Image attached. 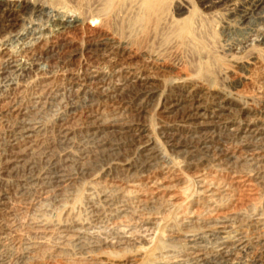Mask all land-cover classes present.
Here are the masks:
<instances>
[{
    "label": "rangeland",
    "instance_id": "obj_1",
    "mask_svg": "<svg viewBox=\"0 0 264 264\" xmlns=\"http://www.w3.org/2000/svg\"><path fill=\"white\" fill-rule=\"evenodd\" d=\"M11 1L0 9L13 54L0 62V264H96L81 257L86 246L103 264H264V141L245 136L249 121L264 126V0H178L185 9L162 16L113 2L111 33L136 57L134 77L114 56L107 67L93 59L103 51L88 14L100 0ZM18 1L39 10L8 28ZM58 6L88 23L21 50L11 37ZM187 20L179 35L173 25ZM183 80L195 91L173 85ZM209 93L230 112L220 117ZM198 106L217 117L200 125ZM223 219L235 242L222 249L211 232Z\"/></svg>",
    "mask_w": 264,
    "mask_h": 264
},
{
    "label": "bare ground",
    "instance_id": "obj_2",
    "mask_svg": "<svg viewBox=\"0 0 264 264\" xmlns=\"http://www.w3.org/2000/svg\"><path fill=\"white\" fill-rule=\"evenodd\" d=\"M116 1H120V0H100V4H102L101 6L99 5V3L97 4V6L99 5L100 8L95 12V13H91L90 15L88 14V16H90V22H94L96 23V25H98V29H91V27H88V30L91 32V34H93L94 38L97 37L98 40L101 42V51H103V55L101 56H97L96 58L93 57V59H98V63L99 64H105L106 67H107V64L109 61L108 58L110 57H113L114 59H116L117 61H119V63L117 64L119 68H121L120 71L122 72H127V74H131V71H133L134 69L131 68V66L135 65V62H137L136 60V57H132V55L130 56L129 55V52L127 51L126 48H124V46L122 47L118 42L119 41H115V39L113 38L114 34L111 33L112 29H113V26L114 24L112 23L113 20H112V15L111 13L108 12V9L112 6L111 4L113 2H116ZM127 1V0H126ZM16 2V1H15ZM141 2V6L143 5V8L146 9V13L147 11L148 12H154L156 11L155 13H157L158 15L162 16L164 15L168 9H174L177 13H180L181 11H183L185 9V6L182 5V3H180L178 0H140ZM90 3V1H89ZM121 3V1H120ZM15 3L13 1L10 2L7 1V0H0V9H5V8H9L11 9V7L14 5ZM17 5V9H16V6H15V10L17 12H15L14 14H12V17H13V22L8 24V28H16L17 25L13 24L15 22L16 17L19 15L18 12L19 11H22V10H28V9H38L39 10V5H34V4H31L29 2H17L16 3ZM119 4V3H118ZM88 5V3H87ZM86 5V6H87ZM111 5V6H110ZM90 7V6H88ZM13 8V7H12ZM115 8V7H114ZM91 9V7H90ZM97 9V8H96ZM111 9V8H110ZM143 9V10H145ZM12 10V9H11ZM37 10V11H38ZM41 11H43V7L40 8ZM112 10V9H111ZM110 10V11H111ZM52 16L50 18V20L48 21V24L46 25H38V24H34L33 27H30L29 29L27 30H23L22 31H19L18 33H16V35H13L11 37L12 40H14L16 42V44L19 46V48L21 50H28L29 52L31 51H34V48L35 46H37V44H39L40 42L42 41H45L47 42H50L49 41V36L51 35H54V34H57L58 36H65L69 31H75L78 28V26H83L86 24L87 22V19L88 18H85L82 15V13H77L75 12V10H71L66 7H62V6H58V7H55V8H52ZM88 13V11H87ZM85 14V13H84ZM154 14V13H153ZM152 14V16H153ZM11 15V14H10ZM150 13H148V16L149 17ZM86 16V14H85ZM87 16V17H88ZM151 16V18H152ZM159 16V17H160ZM15 19V20H14ZM143 21V20H142ZM173 21V20H172ZM88 23V22H87ZM176 24L173 25L174 28L175 26H177V32L179 33V35H189L192 31V25L190 24V21H184L182 24H179L178 22H175ZM18 24V23H17ZM90 26V25H89ZM172 26V25H171ZM85 27V26H84ZM17 29V28H16ZM92 36V35H91ZM54 38V37H53ZM56 38V37H55ZM63 39V38H62ZM96 40V38L94 39ZM255 41V40H254ZM99 46V45H98ZM127 47V45H126ZM39 49V48H38ZM12 50V49H11ZM10 49H8L4 43H2L0 41V62H1V59L3 58H12L13 54H12V51ZM129 50V49H128ZM16 51V50H15ZM99 52V51H98ZM25 53V52H24ZM35 53V52H34ZM95 53V52H94ZM15 55V54H14ZM137 55V54H135ZM134 56V55H133ZM29 57V56H28ZM92 57V56H91ZM46 59V58H45ZM48 60V59H47ZM74 61V60H73ZM112 61V60H111ZM114 61V60H113ZM3 62V61H2ZM30 62V61H29ZM81 61H79L80 63ZM107 62V64H106ZM15 65L14 67L18 70L21 69H26L22 64H20L17 60L14 61ZM42 63V62H40ZM94 63V62H93ZM97 63V64H98ZM147 63V62H146ZM2 64V63H1ZM45 64L46 66L47 65V62L45 61ZM45 64H40V66H42L41 69H39L38 71H42L44 70V76L46 74V69L45 68ZM68 65V64H67ZM104 65V66H105ZM114 65V64H113ZM138 65V64H137ZM95 66V65H94ZM103 66V65H102ZM112 66V64H111ZM115 66V65H114ZM149 66V65H148ZM99 67V66H98ZM140 67V65L138 66ZM137 67V69H138ZM147 67V66H146ZM114 68V67H113ZM135 68V67H134ZM150 68V67H149ZM148 68V70H149ZM140 69V68H139ZM139 69L137 71H139ZM147 69V68H146ZM127 70V71H126ZM151 70V69H150ZM159 70V69H158ZM1 71V70H0ZM115 71V69H114ZM112 72H113V69H112ZM121 72V73H122ZM98 73L97 71H93L90 73V78L91 79H96L98 77ZM135 73V72H134ZM143 73V72H142ZM151 73V72H150ZM43 74V72H42ZM41 74V75H42ZM83 74V73H82ZM100 74V73H99ZM120 74V73H119ZM111 75V74H110ZM125 75V74H124ZM135 75V74H134ZM129 76V75H128ZM133 76V75H132ZM151 76V74H150ZM122 77V76H121ZM134 77V76H133ZM47 78V76H46ZM127 78V77H126ZM139 81L141 82H144V83H150L151 81H153L152 78L150 77H143L141 78L139 76ZM129 80V79H128ZM76 81V80H75ZM78 82V81H77ZM93 83V81H92ZM96 83V82H95ZM173 85H175V87H178L180 89H182V91L184 92H187V93H190L195 91V89L192 87V84L189 83L187 80H183L181 82H175L173 83ZM174 87V86H173ZM90 92V91H89ZM90 94V93H88ZM212 94V95H211ZM208 96H210L211 98L213 99H218L219 101V107L220 110V117H221V114L222 112H230V107H231V102H229V100L227 99L226 96L222 95L221 93L219 94H216L214 95V93H209ZM187 97H188V94H187ZM194 97V96H192ZM216 97V98H215ZM195 98V97H194ZM188 99V98H187ZM200 99V98H199ZM198 99V100H199ZM201 100V99H200ZM208 100V99H207ZM197 101V100H196ZM194 103V102H193ZM177 105V104H175ZM192 105V104H191ZM200 105V104H199ZM204 105V104H203ZM189 106V105H188ZM201 106V105H200ZM198 106L195 110V115H198L199 112H200V116L201 117H198V119L196 120H199V121H202L200 125L206 123L205 121L207 120H211V118H215L217 117V114H212L213 116L211 117H208L206 116V114H203L204 112H202L201 110V107ZM233 108V107H232ZM234 110V109H233ZM217 112V111H216ZM213 113V112H212ZM235 113V112H234ZM226 115V113H225ZM224 115V116H225ZM190 116V115H189ZM228 116V115H227ZM195 117V116H194ZM190 116L187 118V120H190V121H194L195 118ZM229 117V116H228ZM249 117V116H248ZM255 117V116H254ZM192 118V119H191ZM235 118V117H234ZM231 119V118H230ZM229 119V120H230ZM233 119V118H232ZM245 119V118H244ZM195 122V121H194ZM213 122V121H211ZM229 122V121H228ZM235 125V124H234ZM209 126V125H208ZM212 126V125H211ZM231 126V125H230ZM227 128V127H226ZM238 129V128H237ZM31 130H28L26 134H29ZM29 132V133H28ZM32 132V131H31ZM95 134V133H94ZM222 134V133H221ZM147 136V135H146ZM237 136V135H236ZM245 136L246 138H249L251 139V141H258V142H261L262 140L264 141V126H261L260 123H258L257 121H249L248 122V125H247V130L245 132ZM237 137H240V136H237ZM243 137V136H242ZM243 139V138H242ZM241 139V140H242ZM244 140V139H243ZM248 141V140H247ZM250 141V142H251ZM245 142V140H244ZM252 143V142H251ZM254 143V142H253ZM256 143V142H255ZM254 143V144H255ZM148 144V143H147ZM257 145V144H255ZM155 146L152 147V150L154 149V155L155 156H159L160 155V152L156 151ZM264 147V146H263ZM154 156V157H155ZM263 157H261L260 159L262 160ZM262 162V161H261ZM205 187V186H204ZM211 187V186H210ZM114 188V187H113ZM115 190V189H114ZM136 190V189H135ZM209 190V189H208ZM215 190H213L214 192ZM216 193V192H215ZM209 198H213L212 200H214V197H213V193L212 191H209ZM177 195V194H176ZM217 195V194H216ZM215 195V196H216ZM126 197V195H125ZM171 199V198H170ZM173 200V199H172ZM210 205V204H209ZM216 205V204H215ZM226 219V218H225ZM230 219V218H229ZM216 220V219H215ZM232 220V219H231ZM236 220V219H235ZM44 221V220H43ZM227 221V220H226ZM226 221H217L214 223V227H215V230H213L211 233H213L214 235H217L218 236V241H219V245L220 248L222 247H228V245H232L235 240L232 239L231 235H230V232H229V227H231L229 224V226L227 227L226 226ZM230 221V220H229ZM190 222V221H189ZM229 223V222H228ZM231 223V222H230ZM260 223V222H259ZM258 223V224H259ZM208 224V223H207ZM234 227V226H233ZM232 228V227H231ZM209 229V228H208ZM7 233V232H6ZM210 234V233H209ZM189 235V234H188ZM27 239V238H26ZM79 243L82 244V238H77ZM186 240L190 243V247H191V250L192 251H197V245H196V240L193 236H186ZM244 240V239H242ZM27 241V240H26ZM34 243V242H33ZM37 243V242H36ZM42 243V242H41ZM34 245H37V244H34ZM28 246V245H27ZM30 246V245H29ZM32 246V245H31ZM95 248V247H94ZM229 248V247H228ZM197 249V250H196ZM93 247L92 248H88V246H86V248H83L82 252H81V257H83V259H87L88 261L89 260H92L93 262L96 261V264H103L102 263V260H97L94 258V255L92 254L93 253ZM30 251V250H29ZM225 252V251H224ZM29 253V252H28ZM27 254V252H26ZM28 255V254H27ZM26 256V255H25ZM24 256V257H25ZM78 256V255H77ZM194 257V256H192ZM78 258V257H77ZM81 260V259H80ZM182 260V259H181ZM83 261V260H82ZM90 261V262H92ZM177 261V260H176ZM210 261V260H209ZM174 262V261H173ZM162 262H156L154 264H161ZM178 263H180L178 261ZM182 264V261L181 263Z\"/></svg>",
    "mask_w": 264,
    "mask_h": 264
}]
</instances>
